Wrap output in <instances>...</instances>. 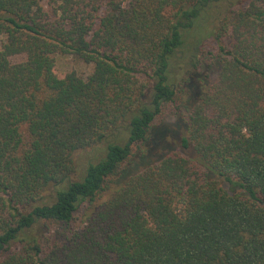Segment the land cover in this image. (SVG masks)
<instances>
[{"label":"trees","instance_id":"16d2710c","mask_svg":"<svg viewBox=\"0 0 264 264\" xmlns=\"http://www.w3.org/2000/svg\"><path fill=\"white\" fill-rule=\"evenodd\" d=\"M0 264H264V0H0Z\"/></svg>","mask_w":264,"mask_h":264},{"label":"rangeland","instance_id":"374dc122","mask_svg":"<svg viewBox=\"0 0 264 264\" xmlns=\"http://www.w3.org/2000/svg\"><path fill=\"white\" fill-rule=\"evenodd\" d=\"M42 4L46 7L48 0H41ZM24 60V56H16L13 57L11 59V61L13 63H17ZM55 60H56V70L59 73H68V72H72L75 71L78 74L87 77L93 70V67L91 65H86L84 64L82 61L78 60L76 57L72 56V55H68V56H62V55H57L55 56ZM175 118L171 115V116H167L166 117V122L168 124H174L175 122ZM99 156V153L97 152V150H88L83 152L80 156H78L77 158V163L78 166L81 170H84L88 164L90 162L95 161ZM221 185L228 190L229 185L224 182V181H220Z\"/></svg>","mask_w":264,"mask_h":264}]
</instances>
